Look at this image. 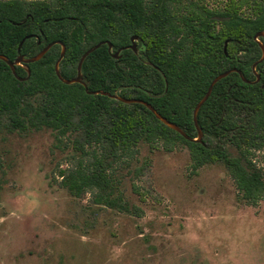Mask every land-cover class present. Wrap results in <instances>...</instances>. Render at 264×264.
Segmentation results:
<instances>
[{
    "label": "trees",
    "instance_id": "16d2710c",
    "mask_svg": "<svg viewBox=\"0 0 264 264\" xmlns=\"http://www.w3.org/2000/svg\"><path fill=\"white\" fill-rule=\"evenodd\" d=\"M262 31L264 2L256 0H225L213 9L189 0H0V55L9 61L60 42L59 73L72 79L82 55L101 43L81 65L86 90L56 77L58 44L39 61L14 66V73L0 60V132L76 134L72 147L87 159L59 169L60 184L105 207L126 210L112 197L113 164L135 154L138 143L157 140L186 146L194 169L223 165L242 199L255 206L264 199V173L251 158L264 150V60L255 68L256 83L252 71L264 46V38L254 37ZM133 36L136 52L126 49ZM232 69L242 77L232 72L213 86L196 117L202 139L191 141L195 105L216 76ZM95 91L147 102L189 140L143 105L88 93Z\"/></svg>",
    "mask_w": 264,
    "mask_h": 264
},
{
    "label": "rangeland",
    "instance_id": "374dc122",
    "mask_svg": "<svg viewBox=\"0 0 264 264\" xmlns=\"http://www.w3.org/2000/svg\"><path fill=\"white\" fill-rule=\"evenodd\" d=\"M75 137L0 132V264H264V199L246 204L223 165L194 169L186 146L140 142L109 172L126 210L109 208L60 184L59 169L87 159ZM251 158L264 173V150Z\"/></svg>",
    "mask_w": 264,
    "mask_h": 264
},
{
    "label": "water",
    "instance_id": "95a60500",
    "mask_svg": "<svg viewBox=\"0 0 264 264\" xmlns=\"http://www.w3.org/2000/svg\"><path fill=\"white\" fill-rule=\"evenodd\" d=\"M259 37H262L264 38V31L262 32H259L255 35V39L256 38H259ZM137 40V37L136 36H133L130 38V45L128 47H126V49H130L132 50L133 52H136V47H135V41ZM55 44H58L61 46V51H60V55H59V58L57 59L55 65H54V71H55V74H56V77L64 84L66 85H70V84H81L85 90H86V86L85 84L83 83L82 81V75H81V65L83 63V60L85 59V57L91 53L92 51H94L95 49H97L100 45V44H97L95 45L94 47H92L91 49L87 50L81 57L79 63H78V66H77V74L74 78L72 79H63L59 73V63L60 61L62 60V58L64 57V54H65V46L60 43V42H54V43H50L48 44L46 47H44L37 55L33 56V57H30V58H24L23 56H19L17 57L14 61H9L7 58H5L4 56H1L0 55V60H2L4 63H6L8 65V67L11 69V71L13 72V69H14V66H18V65H21V64H30V63H34V62H37L39 61L45 54L46 52ZM106 45L108 46V50L111 51V44L109 42L106 43ZM260 48H261V52H262V55H261V58L255 62L253 65H252V71L253 73L256 75V80L254 81L255 83L258 82L259 80V76L258 74H256L255 72V68L256 66L261 63L263 60H264V46L260 45ZM122 49H119L118 51H116L115 53L112 54V57L113 58H117L119 53L121 52ZM232 72H236L238 73L240 76V72L236 69H232V70H229V71H226L218 76H216L212 81L211 83L209 84L208 88H207V91L205 93V95L202 97V99L195 105L194 109H193V113H192V119H193V123H194V126H195V129H196V132H197V138L194 139V140H191V141H194V142H200L201 139H202V133L197 125V120H196V117H197V113L200 109V107L203 105V103L208 99V97L210 96L211 94V91H212V88L213 86L221 79L225 78L226 76H228L230 73ZM14 73V72H13ZM242 77V76H241ZM243 79V78H242ZM243 81H245L246 83H250L246 80L243 79ZM89 94L91 95H104V96H107V97H110L112 99H115V100H118L124 104H131V103H138V104H141L143 105L144 107H146L154 116L157 120H159L160 122H162L164 125H166L167 127H169L170 129L174 130L175 132H177L178 134H180L182 137H184L186 140H189V138L184 134V132H182V130L177 126L175 125L174 123H171L169 122L168 120L164 119L163 117H161L155 110L154 108L148 104L147 102L143 101V100H140V99H134V98H122V97H119L117 95H111L107 92H102V91H95V92H88Z\"/></svg>",
    "mask_w": 264,
    "mask_h": 264
}]
</instances>
